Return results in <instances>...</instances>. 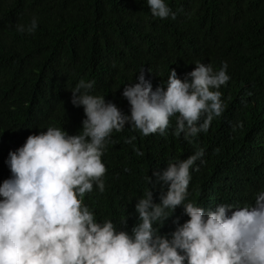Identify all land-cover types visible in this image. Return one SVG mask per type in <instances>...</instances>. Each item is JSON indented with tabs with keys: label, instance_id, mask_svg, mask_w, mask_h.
Wrapping results in <instances>:
<instances>
[{
	"label": "trees",
	"instance_id": "trees-1",
	"mask_svg": "<svg viewBox=\"0 0 264 264\" xmlns=\"http://www.w3.org/2000/svg\"><path fill=\"white\" fill-rule=\"evenodd\" d=\"M166 2L175 19L153 17L146 0H0V182L10 176L8 152L28 135L48 126L79 132L84 113L70 103V91L80 79L94 80V94L130 114L122 91L141 68L155 90L169 70L183 78L196 61L214 69L227 61L230 79L220 88L225 110L206 132L174 136V117L166 136H143L126 124L111 134L102 156L105 190L94 185L84 203L98 221L110 219L130 232L138 223L136 200L149 188L159 203L166 190L144 177L198 148L204 163L191 171L188 201L206 210L254 202L264 189V0ZM33 15L34 33L15 30ZM129 137L135 139L126 143ZM170 214L158 234L170 235L188 219L182 206Z\"/></svg>",
	"mask_w": 264,
	"mask_h": 264
},
{
	"label": "clouds",
	"instance_id": "clouds-1",
	"mask_svg": "<svg viewBox=\"0 0 264 264\" xmlns=\"http://www.w3.org/2000/svg\"><path fill=\"white\" fill-rule=\"evenodd\" d=\"M146 3L153 17L175 19L166 0ZM37 25L33 15L14 27L32 34ZM227 68V61L218 69L196 61L183 78L169 70L155 90L141 68L136 82L122 91L130 114L94 94V80L80 79L70 91V103L84 113L79 132L69 135L48 126L8 152L10 176L0 182V264H264V189L243 206L220 203L206 210L187 200L191 171L198 170L197 161L204 163L203 148L185 159L172 158L165 169L144 177L166 190L159 203L149 188L136 200L138 223L130 232L118 230L110 219L98 221L84 203L94 185L105 190L102 156L111 134L126 124L143 136H166L174 117V136L189 139L206 132L225 110L220 88L230 79ZM178 206L188 219L174 221L170 235L158 234Z\"/></svg>",
	"mask_w": 264,
	"mask_h": 264
}]
</instances>
